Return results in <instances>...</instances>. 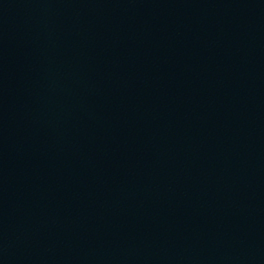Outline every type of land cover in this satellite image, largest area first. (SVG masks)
Segmentation results:
<instances>
[{
    "label": "water",
    "instance_id": "1",
    "mask_svg": "<svg viewBox=\"0 0 264 264\" xmlns=\"http://www.w3.org/2000/svg\"><path fill=\"white\" fill-rule=\"evenodd\" d=\"M0 264H264V0H0Z\"/></svg>",
    "mask_w": 264,
    "mask_h": 264
}]
</instances>
